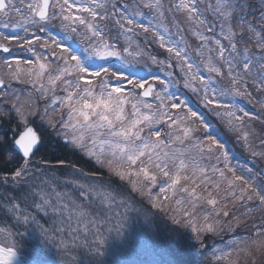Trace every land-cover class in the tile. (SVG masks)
Masks as SVG:
<instances>
[{
	"label": "snow or ice",
	"instance_id": "1",
	"mask_svg": "<svg viewBox=\"0 0 264 264\" xmlns=\"http://www.w3.org/2000/svg\"><path fill=\"white\" fill-rule=\"evenodd\" d=\"M0 53V183L22 189L4 208L45 247L73 264L76 249L102 255L104 233L119 236L142 211L122 185L191 233L179 234L174 264L237 229L248 235L215 259L264 264V150L253 146L264 149V0H0ZM13 116L22 131L9 137ZM34 117L97 171L57 175L38 157L47 137ZM229 140L260 167L239 165ZM17 260L0 244V264Z\"/></svg>",
	"mask_w": 264,
	"mask_h": 264
},
{
	"label": "rangeland",
	"instance_id": "2",
	"mask_svg": "<svg viewBox=\"0 0 264 264\" xmlns=\"http://www.w3.org/2000/svg\"><path fill=\"white\" fill-rule=\"evenodd\" d=\"M201 7H204V5L202 4ZM206 15L210 20L213 19L210 12L206 13ZM189 39L191 41L192 38L190 37ZM73 44L75 46L76 41H73ZM152 48L156 52L161 51L154 45ZM3 55L4 54L0 53V56ZM15 55L27 56L28 54L16 52ZM153 70H156L155 66H153ZM140 74L146 75L147 73L140 72ZM157 74L161 73L158 72ZM13 88L18 89L23 93L30 91L31 85H20L13 83ZM254 95L258 94L254 93ZM241 105L249 112H256L258 110V104L254 106L245 100L241 101ZM31 126L37 128L38 131L45 134L47 137L45 143L52 139L51 130L41 125L38 118H32ZM5 130H7L9 135L12 136L16 132L22 131V125L18 126V121L16 120L15 116H13L11 119L5 122ZM57 139L59 138L57 137ZM60 142L62 145H64L63 141L60 140ZM53 144H48L47 147L50 149ZM229 144L232 145L231 140H229ZM253 146L256 151L264 150L262 149L259 140H256ZM67 147L72 148L70 145H67ZM232 147L233 152L238 157L239 165L247 164L248 167H253L254 165L257 168L260 167L259 160L253 158L250 152L242 149L239 144L232 145ZM233 164H237V161L234 160ZM121 190L125 191L123 188H121ZM20 191V187L13 186L11 184L0 183V228L5 229L4 232H0V244H5L6 246L14 244L17 254L20 256L22 261H24L26 264H31V262L35 260L36 257L33 253V249L30 251L28 247L34 248L37 243H41L40 240L37 239L39 235L38 229H36L31 223L28 225L19 224L12 214L5 210L2 199L3 197L10 194H18ZM125 194L130 198V201L133 203L134 207L142 209V211H130L127 214V217L124 219V226L119 236L115 231L111 233H104L106 241L105 245L101 249V252L103 253L101 255V260L91 262V259H88L86 256L79 257L78 255L74 254L73 251L71 256L76 257V264H174L177 256L176 253H173L174 250H172V247L175 245L177 237L179 238V236H172L173 234H168V237L165 238L164 236V239H162V236L166 230L164 220L167 218V215L164 212H161V214L159 212V216H157L158 211H152L147 201L142 200L140 196L137 195L135 197L126 191ZM41 223H44L43 220H41ZM47 226L48 225L45 224V227ZM109 226L111 227V225ZM183 232L187 236L191 235V233L185 229ZM8 233H12L10 238L8 237ZM228 233L231 232H224L225 235ZM217 235L219 234L212 235L210 238L213 239ZM157 238H159V240H156ZM154 240L156 241V244H154L155 248H151V244ZM190 243L196 244V241L192 240ZM204 243L205 244L203 247L197 244V246L191 250V253L195 259L197 258L199 264H212V258L208 256L206 257V247H208L206 244H208V241H204ZM229 243L226 246L224 245V247H220V249L227 251V246ZM45 248H47V250L53 254L52 259L45 260L47 264H73L71 257L66 256L64 254V250L58 247L56 242H50L47 247L43 246L41 249ZM43 256L44 254L42 253V258ZM185 258L186 255H184V260ZM185 261L187 262V260Z\"/></svg>",
	"mask_w": 264,
	"mask_h": 264
},
{
	"label": "trees",
	"instance_id": "3",
	"mask_svg": "<svg viewBox=\"0 0 264 264\" xmlns=\"http://www.w3.org/2000/svg\"><path fill=\"white\" fill-rule=\"evenodd\" d=\"M155 46V45H154ZM258 109H259V105H257ZM256 107V108H257ZM53 136V137H52ZM51 140H48L45 143L44 148L41 149V152L38 154L39 156H44L46 157L53 165H55V171L57 173V175H66L69 171H70V165H76L78 168L84 170L85 172H93V171H97L96 165L94 163L93 160H91L89 157H87L83 152L79 151V150H75L73 148H69L65 145H62V143L60 142L59 139H57V137H54V135H51ZM55 138V139H54ZM54 143V144H53ZM53 144L52 147H50V149L47 147V145ZM59 161H64L65 164L64 165H60ZM0 171H3V169H0ZM119 182H113V186H116V184H118ZM121 188H123V186L121 185ZM124 189V188H123ZM20 190H22L20 188ZM126 192L130 193L133 196H137L136 193H133L129 190L124 189ZM152 211H154L155 209H151ZM161 214V212H160ZM157 216H159V211ZM44 222V220H43ZM164 225H165V238L168 237V234H173L172 236H179V234H182L184 236H187L184 234V229L181 228L177 231H174L175 229H177V226L175 224L172 223L171 219H169L168 215L167 218H165L164 220ZM248 235L247 232H245L243 229H237V231L235 233H228L227 235H225L224 233H220L219 235H217L215 238L211 239L210 237L212 235H209L207 237V239L205 241H208V244H206L208 247H206V252L207 255L206 257H210L211 259V263L212 264H219L220 262L216 261L215 257H214V253L216 249H220V247H224V245L226 246L230 241L238 239V238H242L244 236ZM225 236V237H223ZM221 239H219V238ZM164 239V238H163ZM178 239V237H177ZM41 242V241H40ZM174 243V242H173ZM205 244V243H204ZM43 243L41 242L40 244H36V246L34 248L39 247L40 249L43 247ZM155 248V245H151V248ZM29 250L31 251V249L34 250V248H30L28 247ZM102 249V248H101ZM47 248L45 249H41V252L44 254L43 259L47 260V259H52L53 258V254L50 251H46ZM172 250H174L173 253H176V243L175 245H173ZM209 250V251H208ZM74 254L80 256H86L88 259H91V262L93 261H98L101 260V255H97L95 252L91 251L89 252L86 249H76L74 251ZM184 259V256L182 257ZM185 260H187V264H199L197 261V258L195 259V257L193 256V254L190 252L189 254H186V258Z\"/></svg>",
	"mask_w": 264,
	"mask_h": 264
},
{
	"label": "bare ground",
	"instance_id": "4",
	"mask_svg": "<svg viewBox=\"0 0 264 264\" xmlns=\"http://www.w3.org/2000/svg\"><path fill=\"white\" fill-rule=\"evenodd\" d=\"M164 235H165V234H163L162 239L164 238ZM159 238H160V237H159ZM159 238H157L156 240H159ZM154 244H156V241H155V240L153 241V243H152L151 245H154ZM17 264H26V263H25L24 261H22V259H20V258L18 257Z\"/></svg>",
	"mask_w": 264,
	"mask_h": 264
}]
</instances>
